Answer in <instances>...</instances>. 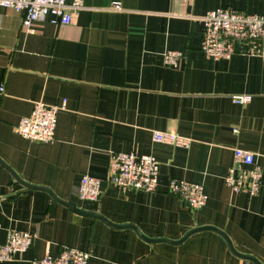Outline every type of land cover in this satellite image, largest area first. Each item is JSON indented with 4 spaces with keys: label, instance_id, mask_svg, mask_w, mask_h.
Masks as SVG:
<instances>
[{
    "label": "crops",
    "instance_id": "0c3cea01",
    "mask_svg": "<svg viewBox=\"0 0 264 264\" xmlns=\"http://www.w3.org/2000/svg\"><path fill=\"white\" fill-rule=\"evenodd\" d=\"M65 26L47 20L29 31L21 14L0 8V246L9 230L30 232L21 258L30 264L69 247L90 253L87 264H255L234 255L211 230L172 244L148 242L55 201L130 224L150 239L179 240L215 227L240 254L264 264V63L234 44L230 59L200 51V18L219 7L264 15V0H82ZM118 3L120 11L111 10ZM183 54L176 68L168 51ZM234 95H249L245 104ZM54 140L31 142L16 132L33 105H60ZM191 139L188 148L152 141V131ZM255 154L259 192L234 194L224 183L233 148ZM111 152L152 155L156 191L122 190L104 178ZM102 180L97 202L78 198L80 177ZM170 179L200 184L205 205L189 209L167 192ZM24 183L32 185L27 187Z\"/></svg>",
    "mask_w": 264,
    "mask_h": 264
},
{
    "label": "built area",
    "instance_id": "2783aa9c",
    "mask_svg": "<svg viewBox=\"0 0 264 264\" xmlns=\"http://www.w3.org/2000/svg\"><path fill=\"white\" fill-rule=\"evenodd\" d=\"M0 8L21 14V25L25 31L43 20L56 26L70 24L77 13L85 8L82 0H0ZM111 10L120 11L118 3ZM203 34L200 43L202 54L212 60L230 59L235 53L234 44L245 47V54L256 56L264 63V15L248 14L243 11L219 7L207 11L200 18ZM164 65L176 68L183 54L168 50L163 53ZM4 92L0 87V94ZM237 104L251 100L249 95H234ZM65 108L60 105H46L37 102L29 116L19 120L17 134L28 141L50 143L54 140L57 113ZM152 141L173 147L188 148L191 139L169 131H152ZM225 185L234 193L256 196L262 180V168L255 154L239 147L233 148V160L224 176ZM104 180L122 190L146 193L156 191L158 184V162L152 155L134 152H111ZM102 180L84 174L78 185L80 200L97 202L101 194ZM167 192L180 198L189 209L197 210L205 205L206 195L200 184L170 179ZM33 240L30 232L9 230L7 239L0 246V261H14L26 252ZM90 253L76 248L62 247L56 255L46 254L32 259L30 264H87Z\"/></svg>",
    "mask_w": 264,
    "mask_h": 264
},
{
    "label": "water",
    "instance_id": "95a60500",
    "mask_svg": "<svg viewBox=\"0 0 264 264\" xmlns=\"http://www.w3.org/2000/svg\"><path fill=\"white\" fill-rule=\"evenodd\" d=\"M23 185L27 186V187H32V185H29V184H26L24 183ZM35 188H38V189H42V190H45L55 201L61 203V204H64L66 206H68L69 208H71L72 210L78 212V213H81V214H85V215H88V216H92V217H95V218H98L102 221H104L105 223H107L108 225L112 226V227H115V228H132L135 230V232L144 240L148 241V242H158V241H164V242H168V243H172V244H177V243H181L182 241H184L187 237H189L191 234L195 233V232H198V231H202V230H211L217 234H219L220 236H222V238L225 239L230 251L238 256V257H241V258H246V259H249L251 261H253L255 264H261L259 263L255 258H253L252 256H249V255H244V254H240L238 253L231 245V242L230 240L228 239V237L224 234V232H222L221 230L215 228V227H211V226H200V227H196V228H193L191 230H189L188 232H186L184 234V236L182 238H180L179 240H176V241H173V240H168V239H164V238H157V239H150V238H147L146 236H144L135 226L133 225H130V224H125V225H115L113 223H110L109 221H107L105 218H103L102 216H100L99 214H96V213H92V212H87V211H83V210H79L67 203H65L64 201L58 199L54 193L49 190V189H46V188H43V187H37V186H34Z\"/></svg>",
    "mask_w": 264,
    "mask_h": 264
}]
</instances>
